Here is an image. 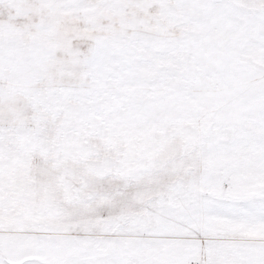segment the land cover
<instances>
[{"label":"snow or ice","instance_id":"6c2138e0","mask_svg":"<svg viewBox=\"0 0 264 264\" xmlns=\"http://www.w3.org/2000/svg\"><path fill=\"white\" fill-rule=\"evenodd\" d=\"M0 264H264V0H0Z\"/></svg>","mask_w":264,"mask_h":264}]
</instances>
